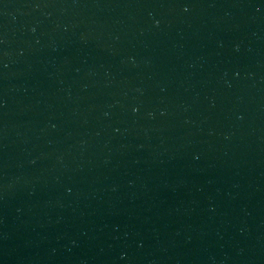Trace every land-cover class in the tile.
<instances>
[{
  "label": "water",
  "instance_id": "obj_1",
  "mask_svg": "<svg viewBox=\"0 0 264 264\" xmlns=\"http://www.w3.org/2000/svg\"><path fill=\"white\" fill-rule=\"evenodd\" d=\"M0 264H264V0H0Z\"/></svg>",
  "mask_w": 264,
  "mask_h": 264
}]
</instances>
